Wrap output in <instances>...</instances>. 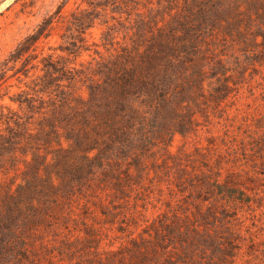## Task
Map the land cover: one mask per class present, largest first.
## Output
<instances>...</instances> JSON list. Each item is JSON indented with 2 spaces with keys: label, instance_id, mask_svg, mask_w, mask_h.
Wrapping results in <instances>:
<instances>
[{
  "label": "rangeland",
  "instance_id": "obj_1",
  "mask_svg": "<svg viewBox=\"0 0 264 264\" xmlns=\"http://www.w3.org/2000/svg\"><path fill=\"white\" fill-rule=\"evenodd\" d=\"M194 1L205 0H0V264H264V65H249L239 97L208 105L211 122L198 116L195 132L174 131L151 150L141 178L137 167L116 162L115 149L92 169L83 158L94 111L115 97L109 75L153 38L170 41L180 21L191 26L195 19L184 16L189 8L196 15ZM212 1L207 16L216 6L227 24L233 0ZM251 23L240 26H249L254 45L264 26ZM205 33H216L233 56L256 49L210 24ZM126 90L130 102L143 97L140 86ZM227 112L248 117L234 127L250 135L245 149H232L233 130L214 123ZM128 168L117 180L113 173ZM225 182L248 202L219 206ZM19 186L30 187L34 207H48L46 219L31 221L21 201L30 219L9 220L6 203Z\"/></svg>",
  "mask_w": 264,
  "mask_h": 264
},
{
  "label": "trees",
  "instance_id": "obj_2",
  "mask_svg": "<svg viewBox=\"0 0 264 264\" xmlns=\"http://www.w3.org/2000/svg\"><path fill=\"white\" fill-rule=\"evenodd\" d=\"M206 1L193 2H198L196 15L193 9H185L187 11H185L184 19H195L191 26L180 21L179 32L174 30L169 33L170 41L153 38L146 50L128 57V59L132 58L131 65L123 67L116 76L109 75L107 83L109 82L112 90L107 88V92L115 94V97H106L104 110L93 113L95 118L87 132L86 153L88 155L83 156L86 161H89L86 162L89 168L103 164L104 159L108 157V150L112 148L118 152L116 162L121 164L126 161L125 163L137 167V174L141 178L142 167L151 150L167 145L174 131L183 134L195 132L198 129L196 127L198 116H203L206 121L211 122L210 113H214V108L208 105L211 103L215 106L229 97H239L241 90L248 82L249 65L257 68L264 65V31L253 34L255 36L260 34L262 38L260 41L252 38L254 42L252 45L249 42L251 41L248 34L249 26L245 27L246 23L252 24L255 18H257L256 26H264V0H233L231 11H226L231 20L224 25L218 18L226 15H223L218 7L214 6L210 16H207L209 4L213 6V1ZM211 16L216 18L209 23L213 31L222 28L225 35L236 37L240 47H256L253 54L243 56L239 53L233 56L234 51L227 49L229 44L222 42L216 33L212 36L206 35V26L209 25L206 23ZM242 21L245 24L240 26ZM238 24L239 28L235 29L236 34H233L234 26ZM118 80L121 82L118 83ZM127 84L140 86L143 97H135L136 99L131 102L128 97L127 100V97H124ZM117 95L120 97H116ZM171 102L178 105L183 102L192 104L177 107V105H168ZM226 115L225 117L216 116L215 125H221L226 130H233V135L230 137L232 149H245L250 135L238 133L240 131H235L234 127L241 129L243 124L248 123V117L245 116L238 121L235 120L237 113L227 112ZM169 118H173V121L168 122ZM258 127L263 128L262 135H264V123ZM103 133H109V142L105 140L106 138L102 142ZM258 146L264 147V139L260 140ZM90 152L93 154L89 155ZM127 172L129 168L123 173L115 171L113 174H119L117 180H120L122 175L130 174ZM216 175L218 176L217 172ZM206 180L204 178V182H207ZM218 186L221 187L219 196L221 200L216 199L215 202L224 209L226 206L235 207L238 202L244 203L248 200L239 195L241 191L238 187L233 186L230 189L226 182L218 183ZM27 190L31 191L30 187ZM27 190L19 186L16 193L7 200L4 213L10 221H13L16 216L23 217L25 220L30 219V215H23L21 201L28 202L31 206L33 212L31 221L34 222L39 216L47 218L48 207L42 202L37 207H34L32 202L29 203L31 196L25 193ZM215 202H213L214 205H216ZM10 234L14 239L19 235L13 230H10ZM21 239L20 236L19 240Z\"/></svg>",
  "mask_w": 264,
  "mask_h": 264
}]
</instances>
